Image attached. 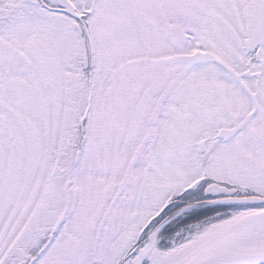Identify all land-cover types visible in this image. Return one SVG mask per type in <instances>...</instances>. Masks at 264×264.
Masks as SVG:
<instances>
[{
	"label": "snow or ice",
	"instance_id": "obj_1",
	"mask_svg": "<svg viewBox=\"0 0 264 264\" xmlns=\"http://www.w3.org/2000/svg\"><path fill=\"white\" fill-rule=\"evenodd\" d=\"M0 264H264V0H0Z\"/></svg>",
	"mask_w": 264,
	"mask_h": 264
}]
</instances>
